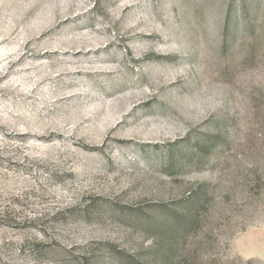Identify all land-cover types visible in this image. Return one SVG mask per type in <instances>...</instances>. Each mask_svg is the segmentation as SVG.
Listing matches in <instances>:
<instances>
[{
  "label": "rangeland",
  "instance_id": "rangeland-1",
  "mask_svg": "<svg viewBox=\"0 0 264 264\" xmlns=\"http://www.w3.org/2000/svg\"><path fill=\"white\" fill-rule=\"evenodd\" d=\"M261 135L264 0H0V264H264Z\"/></svg>",
  "mask_w": 264,
  "mask_h": 264
},
{
  "label": "trees",
  "instance_id": "trees-1",
  "mask_svg": "<svg viewBox=\"0 0 264 264\" xmlns=\"http://www.w3.org/2000/svg\"><path fill=\"white\" fill-rule=\"evenodd\" d=\"M240 13H242V11L239 10ZM234 11H232L231 9H228L224 18H223V24L221 27V35L222 37L226 38V36L233 34L235 31V15L233 14ZM261 139H264V135H261ZM257 175V180H256V184H262L264 182V168L260 169L259 171L256 172ZM264 185V183H263ZM258 186V185H257ZM262 197L264 198V193L262 194ZM192 220H186L184 221V223L182 224L183 228H186L189 225H192ZM134 264V263H132Z\"/></svg>",
  "mask_w": 264,
  "mask_h": 264
}]
</instances>
